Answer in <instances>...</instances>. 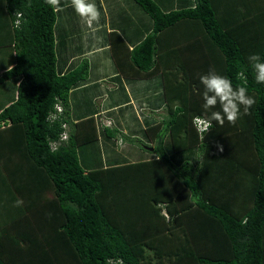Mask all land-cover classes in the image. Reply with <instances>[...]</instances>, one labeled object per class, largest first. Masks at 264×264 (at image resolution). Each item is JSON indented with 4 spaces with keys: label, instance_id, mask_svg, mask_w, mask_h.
I'll return each mask as SVG.
<instances>
[{
    "label": "trees",
    "instance_id": "trees-1",
    "mask_svg": "<svg viewBox=\"0 0 264 264\" xmlns=\"http://www.w3.org/2000/svg\"><path fill=\"white\" fill-rule=\"evenodd\" d=\"M95 1L121 70L162 79L166 115L148 141L121 134L139 158L102 159L92 113L70 118L89 70L67 61L79 16L61 0L67 30L45 0H0V264H264V84L248 61L264 60V0H128L148 19L131 48L111 22L122 13ZM210 68L256 104L202 132L219 110L203 108Z\"/></svg>",
    "mask_w": 264,
    "mask_h": 264
},
{
    "label": "crops",
    "instance_id": "crops-1",
    "mask_svg": "<svg viewBox=\"0 0 264 264\" xmlns=\"http://www.w3.org/2000/svg\"><path fill=\"white\" fill-rule=\"evenodd\" d=\"M99 1L106 14H113L114 11L122 13V20L112 15L114 17L111 22L131 48L142 38V33L148 26L146 16L128 0ZM91 2L99 6L95 0ZM66 5H70V0H65L64 6ZM69 11V8H63L60 12L61 24L67 30L69 23L75 21L77 17L75 13ZM78 19L80 33L75 43H71L69 47L73 51V56L67 61L78 62L81 58H86L89 70L83 85L75 90L74 96L69 97L70 118L75 122L78 116L92 113L102 159L107 157L137 159L141 155L139 148L123 140L121 134L148 141L144 134L146 126L156 123L166 115L161 102L162 79L158 75L136 77L133 72H129L130 67L124 62L122 69L125 71H122L119 62L117 63V59L111 53L109 43L103 41V33L100 31L102 23L89 26L83 24L80 17ZM106 28L107 31L110 30L109 25ZM3 54L5 52L0 51V57H3ZM110 130L115 131L114 137H110L112 136ZM107 146L115 147L106 149ZM19 221L16 219L8 224L15 225Z\"/></svg>",
    "mask_w": 264,
    "mask_h": 264
},
{
    "label": "clouds",
    "instance_id": "clouds-1",
    "mask_svg": "<svg viewBox=\"0 0 264 264\" xmlns=\"http://www.w3.org/2000/svg\"><path fill=\"white\" fill-rule=\"evenodd\" d=\"M45 3L54 12L63 10L61 0H45ZM70 4L85 24L89 26L99 24L101 12L91 0H70ZM248 61L255 73V81L258 84H264V60L258 53H253L248 56ZM200 82L204 87L203 108L205 110L216 109L219 105L218 111H212L210 118L200 122L202 132L210 131L213 122L221 127L225 120L235 125L242 115L250 114L249 109L256 104L255 98L248 94L246 87H234L228 77L218 74L214 68H210L207 74L201 75ZM241 108H243V113ZM63 130L67 131V127ZM218 147L222 151V146L218 145ZM22 205L23 201L20 199L15 202L17 207Z\"/></svg>",
    "mask_w": 264,
    "mask_h": 264
},
{
    "label": "built area",
    "instance_id": "built-area-1",
    "mask_svg": "<svg viewBox=\"0 0 264 264\" xmlns=\"http://www.w3.org/2000/svg\"><path fill=\"white\" fill-rule=\"evenodd\" d=\"M17 15H19V14H17ZM15 23H18V20H16ZM55 109H56V111H53V112H51V113L49 114V117H50L51 120H53V119H55L56 117H58V116L60 115V113L62 112V107H61V105H58V104H57V105L55 106ZM196 120H197V124H199V127H200V122H201L202 120H200V119H196ZM62 126H63L64 128L66 127L65 124H62ZM200 128H201V127H200ZM67 137H68V133H67V131H66V130H63V131L60 133L59 139L51 144V145H52V148H54L56 145L62 143V141H65V140L67 139Z\"/></svg>",
    "mask_w": 264,
    "mask_h": 264
},
{
    "label": "rangeland",
    "instance_id": "rangeland-1",
    "mask_svg": "<svg viewBox=\"0 0 264 264\" xmlns=\"http://www.w3.org/2000/svg\"><path fill=\"white\" fill-rule=\"evenodd\" d=\"M136 145V144H135ZM3 203L0 201V214H2V216L0 215V219L5 215V214H8V211L6 212L4 209H3ZM9 213H11V210H9Z\"/></svg>",
    "mask_w": 264,
    "mask_h": 264
}]
</instances>
